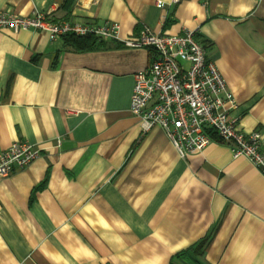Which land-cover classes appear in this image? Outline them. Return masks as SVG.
<instances>
[{
  "label": "crops",
  "instance_id": "1",
  "mask_svg": "<svg viewBox=\"0 0 264 264\" xmlns=\"http://www.w3.org/2000/svg\"><path fill=\"white\" fill-rule=\"evenodd\" d=\"M64 3L0 0V11L118 22L123 38L195 31L239 128L259 129L264 147V0ZM64 38L0 30V151L41 149L0 179V264H170L203 239L202 264H264V171L220 142L183 158L161 127L144 130L131 99L148 49L79 51Z\"/></svg>",
  "mask_w": 264,
  "mask_h": 264
},
{
  "label": "built area",
  "instance_id": "2",
  "mask_svg": "<svg viewBox=\"0 0 264 264\" xmlns=\"http://www.w3.org/2000/svg\"><path fill=\"white\" fill-rule=\"evenodd\" d=\"M180 1L172 0L175 4ZM6 28L44 31L51 40L67 35L93 36L148 49L150 62L135 74L131 99V112L141 120L144 130L161 127L183 158L220 142L232 149L234 157L245 156L264 171L262 133L239 128V119L232 114L238 103L195 31L157 33L145 25L138 34L123 38L118 22L88 24L57 20L50 11L19 15L1 10L0 30ZM40 153V147L33 143L13 142L0 151V179L27 167Z\"/></svg>",
  "mask_w": 264,
  "mask_h": 264
},
{
  "label": "trees",
  "instance_id": "3",
  "mask_svg": "<svg viewBox=\"0 0 264 264\" xmlns=\"http://www.w3.org/2000/svg\"><path fill=\"white\" fill-rule=\"evenodd\" d=\"M76 0H65L64 7L69 8L75 3ZM66 44L72 49L79 51H88L96 48L98 44H101V41L93 36L78 37L74 35H68L64 38ZM205 45L208 47L207 42ZM207 240L203 239L198 242L196 245L190 247L187 250H184L176 254L170 264H202L199 261V257L204 253V247Z\"/></svg>",
  "mask_w": 264,
  "mask_h": 264
}]
</instances>
